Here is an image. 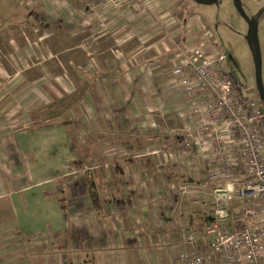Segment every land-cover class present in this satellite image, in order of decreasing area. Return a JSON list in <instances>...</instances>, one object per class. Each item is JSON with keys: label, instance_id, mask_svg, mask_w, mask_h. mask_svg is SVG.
Returning a JSON list of instances; mask_svg holds the SVG:
<instances>
[{"label": "crops", "instance_id": "obj_1", "mask_svg": "<svg viewBox=\"0 0 264 264\" xmlns=\"http://www.w3.org/2000/svg\"><path fill=\"white\" fill-rule=\"evenodd\" d=\"M44 1L0 0V35L8 38L0 39V49H14L8 59L16 58L19 39L6 33L39 31L40 25L50 30L33 11L40 2L42 11ZM51 1L62 6L69 22L61 34L92 27L95 33L96 18L106 15L96 13L102 0ZM114 14L105 19L113 34L103 31L90 47L111 51L100 64L111 76L116 63L119 78L102 69L88 72L79 62V92H66L74 102L26 121L30 129L0 135V264H185L210 245L206 229L214 223L216 192L206 175L212 156L185 146L193 134H205L196 128L205 115L195 101L199 92L173 89L171 74L153 71L148 40L140 43L148 46L147 56L134 53L131 40L116 39L133 22ZM131 15L132 9L124 11V17ZM146 20L148 14L139 23L141 32ZM58 42L77 52L86 47L84 40ZM66 59L60 62L72 63ZM52 106L37 98L32 110ZM236 222H223L222 231L230 233Z\"/></svg>", "mask_w": 264, "mask_h": 264}, {"label": "rangeland", "instance_id": "obj_2", "mask_svg": "<svg viewBox=\"0 0 264 264\" xmlns=\"http://www.w3.org/2000/svg\"><path fill=\"white\" fill-rule=\"evenodd\" d=\"M44 2L46 4L42 11L39 8L42 2L37 6L35 3L32 8L35 6L33 11L38 9L36 15L39 23L49 24L50 30L43 29L44 26L38 24L41 29L39 31L31 32L28 29L25 32L23 29L18 30L14 35L6 33V36L19 39L15 59H8L10 51L12 53L14 49H0V135L29 128V123L26 121L47 116L56 108H62L63 102L66 104L74 102L75 98H70L72 96L66 92L74 95L79 92L74 84L77 82L76 65L79 62L85 64L88 72L96 73L101 69L104 73L108 72L104 70L105 64L100 62L103 60L107 62L106 57L108 53L112 55L111 51L90 47V42L100 40L99 36L104 33L103 31L112 32L114 28L110 29L111 26L105 19L112 17L113 13L120 16L122 22L126 18L132 19L133 22L127 32L119 31L116 39L131 40L136 46L132 49L134 53L147 52L148 46L145 44L142 46L140 43L148 40L150 54L148 56L147 52V56L153 63V71L171 74L173 89H178L180 86L186 91V87L193 83L186 77L187 71L191 68L208 67V63L216 66L217 63L219 64L220 54L225 57L228 73L241 92L257 91L254 46L248 23L236 7L235 0H217L210 5H200L193 0H102L103 6L98 11L96 4V13L106 15L96 18L95 33L92 27L89 28L92 32L81 33L77 32L78 29H73L72 34H61L60 29L65 28L69 23L62 17L64 12L62 6L55 7L51 0ZM240 3L245 15L253 20L258 28L262 57L261 87L264 90V0H240ZM69 9L72 26L76 28L77 24L73 21L75 13L72 8ZM129 9H132V15L124 17V11ZM141 11L143 13L139 14ZM147 14L148 20L144 22L141 32L139 23ZM50 33L58 41L68 38L70 42L77 44L80 40H84L86 47L81 52H77L78 49H68L55 38H45ZM0 39L8 38H1L0 35ZM52 39H55V42H51ZM56 42L59 44H55ZM24 45L27 47H23ZM66 50L67 54L64 53ZM85 53L92 54L86 56ZM50 54L53 58L48 59ZM93 55L96 56V61L92 60ZM116 55L122 58L119 51ZM66 56L72 61L69 65L60 62L62 58L66 59ZM99 57L102 60H98ZM115 64L110 65L111 76L109 72L108 75L111 78L120 76L119 66ZM87 87L91 85L87 83L85 88ZM28 88L34 91L35 95L28 91ZM67 97L69 98L66 99ZM37 98L41 100L42 105L53 106L49 110L46 108L42 112H36L32 107L35 106ZM260 102L264 108V100L260 99Z\"/></svg>", "mask_w": 264, "mask_h": 264}, {"label": "built area", "instance_id": "obj_3", "mask_svg": "<svg viewBox=\"0 0 264 264\" xmlns=\"http://www.w3.org/2000/svg\"><path fill=\"white\" fill-rule=\"evenodd\" d=\"M219 56L216 66L191 68L186 75L193 81L186 89L199 92L195 101L205 115L196 128L205 134H193L185 146L210 151L206 179L215 187L216 207L206 229L213 237L209 247L185 264H264V108L256 91L236 88ZM228 219L237 222L225 234L221 225ZM187 236L194 241L190 229Z\"/></svg>", "mask_w": 264, "mask_h": 264}, {"label": "water", "instance_id": "obj_4", "mask_svg": "<svg viewBox=\"0 0 264 264\" xmlns=\"http://www.w3.org/2000/svg\"><path fill=\"white\" fill-rule=\"evenodd\" d=\"M193 1L200 5H210V4L215 3L217 0H193ZM235 4L238 10L240 11V13L243 14L249 26V32H250V36H251L252 43L254 46V51H255L257 91H258L260 99L264 100V90L261 87L262 57H261L260 45L258 41V28L255 22L249 19L245 15L242 5L240 3V0H235Z\"/></svg>", "mask_w": 264, "mask_h": 264}, {"label": "trees", "instance_id": "obj_5", "mask_svg": "<svg viewBox=\"0 0 264 264\" xmlns=\"http://www.w3.org/2000/svg\"><path fill=\"white\" fill-rule=\"evenodd\" d=\"M234 82V81H233ZM234 85L236 86V88H238L239 90H240V88L238 87V85L237 84H235V82H234Z\"/></svg>", "mask_w": 264, "mask_h": 264}, {"label": "flooded vegetation", "instance_id": "obj_6", "mask_svg": "<svg viewBox=\"0 0 264 264\" xmlns=\"http://www.w3.org/2000/svg\"><path fill=\"white\" fill-rule=\"evenodd\" d=\"M258 93V91H256Z\"/></svg>", "mask_w": 264, "mask_h": 264}]
</instances>
